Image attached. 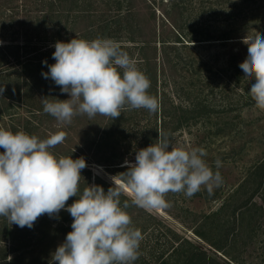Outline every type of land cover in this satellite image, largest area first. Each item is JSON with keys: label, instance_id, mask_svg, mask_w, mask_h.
Segmentation results:
<instances>
[{"label": "rangeland", "instance_id": "374dc122", "mask_svg": "<svg viewBox=\"0 0 264 264\" xmlns=\"http://www.w3.org/2000/svg\"><path fill=\"white\" fill-rule=\"evenodd\" d=\"M9 3L25 10L24 0H0V44H23L24 32L12 41L6 38V29H31L33 23L21 16L16 26L8 27L4 6ZM153 11V23L146 11L139 19L147 30L140 37L158 45L154 55L158 114L151 122L142 118L138 128L125 126L121 142L111 139L96 153L84 139L73 140L89 157L91 185H100L105 192L112 187V177L127 171L125 160L135 162L148 129L158 137L164 133L177 147H203L207 152L203 159L223 178L212 196L203 188L190 199L169 192L166 200L171 206L155 210L131 205L127 195L121 196V206L125 200L130 204L126 211L132 226L144 236L134 264L164 260L168 264H264V111L255 108L248 94L255 80L248 81L239 67L247 57L243 38L256 32L264 35V0H156ZM139 50L137 46L132 57L137 64ZM152 90L148 89L149 95ZM60 93L69 99L67 93ZM217 159L222 162L219 169ZM84 174L81 193L88 179ZM76 199L69 198L67 205ZM72 219L60 212L53 217L45 214L31 229L7 222L14 233L12 238L0 239V264H52V254L72 231Z\"/></svg>", "mask_w": 264, "mask_h": 264}, {"label": "clouds", "instance_id": "9594fccd", "mask_svg": "<svg viewBox=\"0 0 264 264\" xmlns=\"http://www.w3.org/2000/svg\"><path fill=\"white\" fill-rule=\"evenodd\" d=\"M242 42L247 57L239 67L248 81L255 80L248 94L255 108L264 111V35L256 32ZM54 47L55 63L42 75L69 99L45 97L41 102L58 128L70 125L77 115L115 120L128 110L143 108L150 114L159 110L158 99L148 93L151 81L118 41L76 36L67 43L57 41ZM4 90L0 87V95ZM65 139L64 131L41 139L0 127V217L29 229L45 214L53 217L66 210L73 218L72 231L52 254V264H134L144 236L132 226L128 200L121 206L122 195L131 205L155 210L171 206L166 200L169 192L190 199L203 188L212 196L223 184L220 172L203 159L207 155L203 147H177L159 132L156 143L136 151L134 163L125 160L127 171L118 174L119 179L112 177L113 186L106 192L100 185L86 184L81 193L85 159L58 157L50 151ZM215 165L219 169L222 162L217 159ZM71 197L77 199L67 205Z\"/></svg>", "mask_w": 264, "mask_h": 264}, {"label": "trees", "instance_id": "16d2710c", "mask_svg": "<svg viewBox=\"0 0 264 264\" xmlns=\"http://www.w3.org/2000/svg\"><path fill=\"white\" fill-rule=\"evenodd\" d=\"M140 1L141 5L137 4V0H24L23 11L19 10L18 6L12 7L11 3L6 4L4 13L11 23L8 27L16 26L19 22L16 18L21 16L27 18V23H33L34 26L32 25L31 29L17 26L14 29L7 28L6 38L21 37L24 32L26 41L23 44H14L15 41L11 39L14 43L0 44V87L5 89L0 95V127L13 133L23 130L41 139L47 138L49 133L64 131L66 133L64 143L50 151L58 157L72 156L73 159L82 157L87 164L89 157L84 153L85 148L78 144L75 146L73 140L79 139L82 142L81 139H84L86 145L89 148L93 147L92 152L96 153L111 139L121 142L123 139L121 133L125 132V126L132 125L134 129L138 128L142 118L151 122L158 111L150 114L142 108L124 111L115 120L100 115L93 119H89L87 115H77L73 118L72 125L58 128L55 118L43 111L41 102V98L45 97L50 100L60 97L64 100L60 87L56 85L52 88L55 83H52L50 78L45 79L42 73L48 72V65L55 63L52 56L55 43L57 41L67 43L76 36L87 40L98 37L113 39L118 41L131 57L134 56L136 47L140 46V62L137 66L151 81L150 87L153 92L150 95L156 97L157 81L154 70L157 69V59L154 55L158 45L151 38L147 40L140 37V34L147 30L142 29L143 22L139 19L140 16L146 15L144 12L146 11L153 23L156 13L152 12V6L156 0ZM163 46L166 44L163 43ZM152 52L153 56L150 55ZM44 61H47V64L43 63ZM140 114L142 117H137ZM118 127L119 136L115 132ZM131 132L130 129L128 133L132 135ZM157 139L158 133L148 129V133L143 136L140 149L156 143ZM0 152H3L2 148ZM83 173L88 176L87 185H91L92 171L87 167L81 170V174ZM84 186L86 187V184ZM61 214L69 213L61 210ZM13 233V230L8 228L7 221L0 217V239L12 238ZM159 264L168 263L164 260Z\"/></svg>", "mask_w": 264, "mask_h": 264}]
</instances>
